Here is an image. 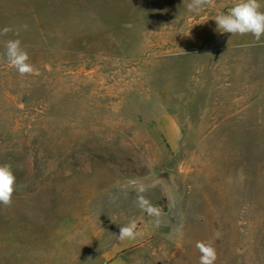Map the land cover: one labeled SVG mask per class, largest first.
Returning <instances> with one entry per match:
<instances>
[{"label":"rangeland","instance_id":"374dc122","mask_svg":"<svg viewBox=\"0 0 264 264\" xmlns=\"http://www.w3.org/2000/svg\"><path fill=\"white\" fill-rule=\"evenodd\" d=\"M235 2L0 0V264H264V36L218 30Z\"/></svg>","mask_w":264,"mask_h":264},{"label":"clouds","instance_id":"9594fccd","mask_svg":"<svg viewBox=\"0 0 264 264\" xmlns=\"http://www.w3.org/2000/svg\"><path fill=\"white\" fill-rule=\"evenodd\" d=\"M211 3V0H190L187 8L191 12H198L203 6ZM259 0H236V2L227 9L226 12L217 14L214 18L217 28L222 33L234 35H252L256 42L264 36V11ZM26 27V26H25ZM12 32L10 27L0 29V36ZM5 52L8 66L15 69L19 75L25 76L34 74L36 69L29 62V54L23 48L19 39H7L4 41ZM16 190V175L9 164H0V204L9 206L12 203V197ZM138 207L149 216H160V210L152 206L144 196H138ZM159 221L157 220V223ZM137 232V223L133 218L126 225L120 226L118 238L120 241L135 239ZM196 247L201 253L199 264H214L216 260V250L211 244L200 241Z\"/></svg>","mask_w":264,"mask_h":264},{"label":"crops","instance_id":"0c3cea01","mask_svg":"<svg viewBox=\"0 0 264 264\" xmlns=\"http://www.w3.org/2000/svg\"><path fill=\"white\" fill-rule=\"evenodd\" d=\"M110 264H117V263H110Z\"/></svg>","mask_w":264,"mask_h":264}]
</instances>
